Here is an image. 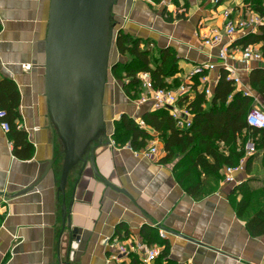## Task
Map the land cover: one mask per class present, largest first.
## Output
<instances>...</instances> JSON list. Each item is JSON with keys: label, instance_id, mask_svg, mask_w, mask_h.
<instances>
[{"label": "crops", "instance_id": "obj_1", "mask_svg": "<svg viewBox=\"0 0 264 264\" xmlns=\"http://www.w3.org/2000/svg\"><path fill=\"white\" fill-rule=\"evenodd\" d=\"M255 1L264 8V0H221L219 6L210 1L188 0L185 13L166 15L146 0H121L115 8L113 22L134 38L153 40L155 59L158 48H172L179 58V72L174 77L179 83L190 76L195 66L215 65L213 70L205 72L207 82L202 83L201 76L193 77V82L198 84L196 92L207 88L213 92L221 70H228L225 61L217 58L220 48L203 44L205 36L220 30L228 55L236 54V59L229 57L228 62L242 82L237 90L253 98V107H260L264 100L250 85L249 76L253 69L264 65L253 61L243 64L241 52L246 47L240 41L248 35L261 34L264 16L253 30L240 31L231 38L224 31L229 20L237 22L250 13ZM229 9L232 13L226 19L224 10ZM49 10L50 0H0V81L6 78L17 84L21 95L18 122L34 146L32 159H18L9 134L0 125V264H140L135 255L121 262L111 260L114 252L105 242L113 238L146 242L142 234L145 227L153 236H156L154 229L159 237L160 229L166 234L163 245L159 246L164 251L168 245L169 256H160L154 264H264V235L250 234L246 221L253 213L238 216L237 204L242 195L233 192L238 182L256 190L264 188L253 179V170L264 149L250 154L247 146H255L257 141L244 132L238 144L245 137L248 142L245 158L233 173L237 183H225V168L220 172L222 180L218 186L213 184L216 191L195 199L178 182L174 170L178 160L161 161L166 153L156 131L148 130L152 138L147 143V147L153 142L158 144L160 155L155 161L142 154L144 148L136 151L129 147V142L124 145L118 142L114 133L122 115L142 119L145 113L154 111L150 105L134 109L127 103L131 99L122 85L114 79H110L106 94L107 127L94 143L98 146L96 165L102 178L125 189L130 197L105 185L95 177L91 167L76 188L78 176L74 168L66 187V203L71 207L72 226L80 232V240L76 243L74 261L69 260L65 243L58 250L63 201L59 183L65 145L56 129L49 127L45 95L43 65ZM251 46L260 50L262 44ZM24 65H31V70H25ZM172 81L173 78L168 80ZM53 158H57L55 170L31 192L15 197L37 183ZM249 160H252L250 171L246 168Z\"/></svg>", "mask_w": 264, "mask_h": 264}, {"label": "trees", "instance_id": "obj_2", "mask_svg": "<svg viewBox=\"0 0 264 264\" xmlns=\"http://www.w3.org/2000/svg\"><path fill=\"white\" fill-rule=\"evenodd\" d=\"M152 1L159 3L162 0ZM249 11L264 16V8L259 1H255L254 8L250 7ZM182 18L185 17H179ZM168 20L172 21L169 18ZM260 33L248 35L240 43L245 47L262 44L260 51L264 56V25L260 27ZM154 44L151 39L134 38L123 30L117 34L118 52L121 57L128 59L118 62L112 70V75L122 82L123 90L132 101L139 99L143 94L138 79L142 72L151 74L156 88L176 89L180 85L174 78L179 72L177 53L169 47L158 48V57L155 59L152 57ZM229 74L228 70H221L220 79L210 99L207 98L205 91L196 92L198 84L194 87L195 94L181 98L180 106L185 103L183 107H187L193 114L191 128L186 130L177 128L169 109H160L143 115L142 120L146 125L144 129L134 118L122 115L114 136L117 140L125 136V143L129 142L131 149L139 151L141 148L146 149L148 141L152 138L148 130L156 131L161 135L166 153L161 161L172 163L178 160L174 170L184 190L195 199L214 193L222 180L220 172L225 168H238L245 158L248 137L238 144L244 132L250 133L257 141L255 150L264 149V129H254L247 123L248 113L253 108V98L245 95L243 91H238L234 82L228 79ZM172 78L173 81L169 83L168 80ZM249 81L264 100V67L253 69ZM20 101L21 95L17 84L11 79L1 80L0 109L5 112V117L0 122H7L10 126L8 134L14 155L21 160H30L34 157V146L18 122ZM120 129L125 135L119 134ZM221 144L224 145L223 148ZM251 161L246 164L248 171L251 168ZM233 192L242 195V200L237 204V214L240 217L250 212L253 197L260 195L264 201V188L252 189L247 183L237 185ZM246 226L252 236L264 235V203L246 221ZM147 231L151 230L148 227L143 228L145 243L158 244V238ZM168 250L166 245L161 257H168Z\"/></svg>", "mask_w": 264, "mask_h": 264}, {"label": "water", "instance_id": "obj_3", "mask_svg": "<svg viewBox=\"0 0 264 264\" xmlns=\"http://www.w3.org/2000/svg\"><path fill=\"white\" fill-rule=\"evenodd\" d=\"M120 0H50L44 61L45 95L49 127L56 129L65 145V158L59 192L62 201L61 243L74 261L79 231L72 226L71 207H67L66 187L71 171L77 168L76 188L88 168L100 181L118 193L130 197L125 189L102 178L96 165L94 143L106 129V94L111 73L118 61H112L117 41L115 8ZM102 142L99 144L101 145ZM57 158L49 162L45 173L31 187L14 196L31 192L49 172ZM76 191L73 192L75 198Z\"/></svg>", "mask_w": 264, "mask_h": 264}, {"label": "built area", "instance_id": "obj_4", "mask_svg": "<svg viewBox=\"0 0 264 264\" xmlns=\"http://www.w3.org/2000/svg\"><path fill=\"white\" fill-rule=\"evenodd\" d=\"M148 1L153 7L162 9L167 15L171 12L174 14L185 13L186 5L188 0H162L156 3L152 0ZM210 1L215 5H220L221 0H199ZM232 10H224V17L230 18ZM262 22V17L250 11L245 17L235 22L229 20L225 26L226 37H234L238 32H244L246 29H255ZM224 34L220 30H213L209 35L204 38V46L209 48H220L218 59L225 61V66L229 70V80H232L236 87L241 86V79L236 76V69H234L229 61L236 59V54L228 55L225 46L223 45ZM241 62L243 64H249L250 62L262 63L264 65V56L260 50H256L252 46L246 47L241 52ZM215 65L213 64H200L195 66L190 76L183 79L179 87L176 89L170 88H156L152 79V76L148 72H142L138 75L141 87L143 89L142 96L137 100H131L137 108L150 105L151 111H158L160 109H169L171 115L174 117L177 128L186 130L192 127L193 114L187 107L180 106V100L183 97L193 93L195 83L193 82L194 76H201V82L205 83L208 81V77L205 75L206 70H213ZM23 68L27 71L31 70V65H24ZM207 98L212 97V90L210 88L205 89ZM247 95V94H246ZM5 117V112L0 109V121ZM137 124L141 128H146L145 123L142 119H135ZM247 123L254 129H264V105L260 107H254L250 110L247 116ZM1 128L9 133L10 126L7 122H0ZM247 149L250 154H255V146L249 144ZM138 155L139 153L136 152ZM142 154L149 160L155 161L160 155V149L157 143H151L146 149L143 150ZM239 168H226L225 169V183H237L233 173ZM237 184H241L238 182ZM158 226V225H155ZM153 227V226H152ZM160 237L166 239L164 230L160 229ZM106 247L112 250L114 253L111 254V260L116 262L123 261L124 258H131L132 256H138L140 264H154L156 260L162 255L163 248L158 245H149L143 241L128 240L121 241L119 238L107 239L105 242ZM128 264V263H125ZM130 264V263H129Z\"/></svg>", "mask_w": 264, "mask_h": 264}, {"label": "rangeland", "instance_id": "obj_5", "mask_svg": "<svg viewBox=\"0 0 264 264\" xmlns=\"http://www.w3.org/2000/svg\"><path fill=\"white\" fill-rule=\"evenodd\" d=\"M120 3H121V0H120V2H119V4H118V6L120 5ZM150 4V3H149ZM151 5V4H150ZM152 6V5H151ZM153 7V6H152ZM119 31H121L120 29H118V27L116 26V24H115V34H116V36H117V34H118V32ZM154 54H156V53H154ZM155 56V55H154ZM128 58L127 57H119V52H118V49H117V46H116V44H115V46H114V48H113V51H112V61H116V60H118V62H121V61H126ZM111 79H114L118 84H120V85H122V82L121 81H119V80H117V79H115V77H114V75H112V73H111ZM128 104H130L134 109H135V104L132 102V101H129V102H127ZM137 108V107H136ZM254 108V107H253ZM135 119V118H134ZM119 134L121 135H125L124 134V132L123 131H121V129H120V131H119ZM120 140V141H119ZM119 142L121 143V144H126L125 142H126V139H125V136L124 137H119ZM256 143V142H255ZM256 153V152H255ZM263 153V152H262ZM253 179H256L257 181H259L260 182V187H264V154L262 155V156H260L259 157V159H258V162H257V164L255 165V169L253 170ZM259 198H260V195H256L255 197H253L251 200H252V206H251V209H250V212L251 213H255L258 209H259V206L262 204L263 205V203H264V201L260 198V200H259ZM154 231H155V235H156V237L158 238V246H159V244L161 245V243L163 242V240H162V238L161 237H159V233H158V230H156V229H154Z\"/></svg>", "mask_w": 264, "mask_h": 264}]
</instances>
